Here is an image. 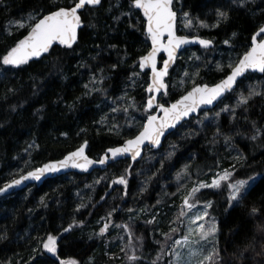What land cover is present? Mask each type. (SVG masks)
I'll use <instances>...</instances> for the list:
<instances>
[{"label": "trees", "instance_id": "obj_1", "mask_svg": "<svg viewBox=\"0 0 264 264\" xmlns=\"http://www.w3.org/2000/svg\"><path fill=\"white\" fill-rule=\"evenodd\" d=\"M73 4L74 0H0V56L29 31L13 25L14 22L27 23L38 10L46 13L56 5L69 7ZM130 4L131 0H103L100 5L87 6L80 13L83 27L73 49L55 46L50 54L20 68L0 66V187L29 169L63 157L85 140L89 142V154L99 157L107 148L138 133L136 127H124L117 134L100 126L103 117L100 99L114 95L125 77L134 71L140 75L132 94L139 103L141 114L147 113L144 103L148 97L149 73L133 66L149 51L150 41L141 13L130 8ZM175 9L181 13V20L182 12H189L194 22L215 21L217 9L228 11L230 19L211 28H185L182 25L180 28L179 25L181 34L200 33L212 38L216 45L212 49L194 47L185 50L170 73L171 80V74L184 68L187 55L194 50L204 55L205 61L197 83L217 82L230 69L223 65L224 71L218 70L210 56L220 49L242 55L250 46V38L257 27L264 24V0H248L244 7H239L233 0H176ZM225 40L230 44L226 45ZM93 76L98 80L103 77L102 91L86 94L88 89L84 86L90 87ZM248 79L260 80L264 75L248 74L242 83L239 82L238 89L228 94L217 107L235 108V120L232 114L224 111H220L218 117L215 115L213 121H204L202 115L194 117L172 133L162 149L148 148L145 156L149 155V160H143L145 156L136 162L125 159L104 171L69 173L48 179L40 187L32 185L1 199L0 236L6 235V239H0V264H59L56 257L40 248L38 238L47 234L59 235L73 221L82 224L63 234L60 259H76L79 264H153L164 249L162 233H169L172 225L165 223L160 228L157 221H148L164 197L167 212L176 213L175 206H181L182 197L166 198L164 184L185 165L189 166L194 183L209 181L224 168L235 172L233 181L257 178L246 191L245 198L239 204L232 202L231 207L228 206L226 187L201 189L196 196L199 203L212 202L208 212L218 224L219 264H264V255L257 254L264 244V234L256 230L258 222L264 224V136L250 139L255 134L253 123L264 130V97L256 96L246 108H236L237 93ZM183 91L172 87L162 100L169 103ZM206 112L210 117L215 109ZM217 128L232 139L225 143L221 136L213 142ZM170 140L175 146L174 155L153 163L152 159L161 155ZM153 165L154 172L142 190L140 171ZM129 166L131 175L127 176L125 195V186L112 181L123 175ZM81 191L85 193L84 197L79 196ZM81 204L85 207H80ZM140 205H145L152 213L137 220L136 233L131 237L127 234V251L113 247L109 241L113 234L98 235L105 218L119 221L128 208ZM253 207L260 209L261 214L251 216ZM129 240L137 247L138 261L128 259ZM250 244L255 250L249 248L241 259L239 253ZM37 248H40L39 252L34 251ZM156 264H168L165 249Z\"/></svg>", "mask_w": 264, "mask_h": 264}, {"label": "snow or ice", "instance_id": "obj_2", "mask_svg": "<svg viewBox=\"0 0 264 264\" xmlns=\"http://www.w3.org/2000/svg\"><path fill=\"white\" fill-rule=\"evenodd\" d=\"M248 0H233L239 7H244ZM101 4V0H74L73 6L62 7L56 5L54 8L49 9L46 13L42 10H38L35 15L29 17V22H17L18 28H28L27 35L18 40L14 46H11L6 50V53L0 56V66H13L20 68L23 65H28L34 59L44 57L46 54H50L54 50V46H63L65 49H73V46L77 44L79 39V30L83 26L80 10L86 6H97ZM130 8H134L142 11V15L145 21V34L148 40H150V50L146 54L142 55L137 64L133 67H139L141 70H150V83L146 87L149 98L146 103L145 111L152 110L154 107L159 109V112L155 114H148L146 117V123L141 125V130L138 134L132 138L125 139L124 142L117 147L109 148L103 157L99 160H93L86 154L85 149L88 147L87 140L77 148L76 151L69 153L63 160L57 162H50L44 164L42 167L29 171L25 175H21L19 179H13L5 187L0 188V193L6 192L9 188L18 186L29 179L40 180L46 173L58 172L61 169H67L69 167L78 168L87 171L93 164H105L109 160H117L119 157H127L130 155L131 160L135 162L138 157L141 156L144 145L148 142L149 147H158L161 143V138L165 135V132L169 129H174L186 117L191 116L193 113H197L202 106L212 105L214 102L224 96L226 92H231L234 89H238V79L243 77L249 70L259 71L264 73V24L259 25L254 34L250 38V46L236 61L229 63L226 67L230 69L226 73L225 77L220 80L219 83L209 86L208 84H196L193 81V86L190 91L182 95L175 103H171L169 106L160 104L156 101V96L168 94L169 85L166 83V78L169 76V70L176 63L178 58L177 53L182 46L198 43L205 48L212 45L213 41L208 39H202L199 36L189 37L187 35H177V11L174 8V0H131ZM127 15H131L128 13ZM218 21L214 27H219L220 22H227L229 12L221 9L216 10ZM185 28L193 27V17L189 12H182ZM201 27H207L203 21H199ZM11 34V33H9ZM233 37L236 33L233 32ZM224 43L230 44L229 40H225ZM161 53L166 54V58L161 56ZM198 59V58H197ZM115 67V65L113 66ZM218 70L224 71L225 66L218 65ZM139 72H133V77H138ZM184 77L191 79L187 71L184 72ZM199 75V71L195 73ZM93 85L89 88V85L84 87L88 89L86 94H91L92 91H102L95 88L96 84H103V77L97 80L93 76L90 80ZM183 85L184 80L178 82ZM242 83V81H241ZM11 91H15L12 89ZM155 94V95H153ZM256 96L264 97V91H257L256 86H251L247 95L243 91H239V98L236 103V108L245 107L249 104V101ZM134 107L133 105H131ZM118 108H113L112 111H119ZM39 112L40 109H37ZM127 111V107L124 109ZM221 111L229 112L232 114V119L235 120V108L226 105ZM162 113V115H160ZM220 113H216L218 117ZM207 118V116L205 117ZM104 122L102 118L101 123ZM199 122V121H198ZM131 126V125H130ZM255 134L250 136V139L257 140L260 136H264V130L257 128L255 123L252 125ZM119 125H114L110 131L119 133ZM81 131H85L82 129ZM66 135V134H65ZM223 137L225 143H228L232 137L226 135L217 128L216 135L213 137V142L217 137ZM34 144V142H33ZM33 145H29L32 147ZM175 147V146H173ZM174 153H168L171 157ZM163 167V163H161ZM188 165H185L184 170L177 174L179 180L188 171ZM235 165H233V169ZM131 175L130 166L125 169L123 175L118 176L112 181L113 184H119L125 186V195L127 194L126 188L128 184L127 176ZM234 171L224 170L222 174L215 176L210 182L200 181L196 186L192 187L189 193L183 198V204L181 205L180 212L176 218L178 225L183 224V218L189 217V213L192 215L189 217L187 225V234L183 235L180 239H173V234L179 231V227L171 228L169 233H162L165 240V246L170 247L171 251L167 252V255L174 256V264H219L220 253L216 247V234L218 232V225L215 223L214 218L209 221V212L207 209L212 207L211 201L203 203V210L198 209L199 200L196 196L201 189L212 188L220 189L226 187L228 189L227 199L229 201L228 206H232V202L239 204L244 198L246 190L249 188V181L255 182V177H249L248 180L237 179L233 181ZM43 204V198L41 199ZM80 207H85L81 204ZM194 209L197 211L193 212ZM260 213V209L253 207L250 211V215L255 217ZM111 216V213L109 214ZM148 223H155V220H150ZM82 222L73 221L67 228L63 229V232L59 235L47 234L46 237L38 238L40 248L48 253H51L58 259L59 264H79L76 259H60L59 251L60 245L64 242L62 239L64 233H70L74 227L80 226ZM195 225V227H193ZM110 224L108 218H105V223L100 229L98 235L103 236L109 229ZM127 230L129 237L133 235L129 224L118 225ZM257 232L264 234V224L259 222L256 224ZM199 237L195 242L190 240L193 235ZM211 238V239H210ZM0 239H6L5 236H0ZM141 245H142V238ZM172 240L171 245H167V241ZM202 242H212L213 247L205 254L201 248H193V243L199 245ZM40 248L34 249L39 252ZM188 249V260H184L182 256V249ZM253 248V245L246 246L240 253L239 257L244 258V253ZM128 259L130 261H138L140 257L137 256V247L129 240ZM121 251H127L122 248ZM164 254V249H161V253L157 255L156 261L159 260L160 255ZM258 255H264V244L261 245V251ZM202 257V258H200ZM35 259V257H33ZM153 261V264H156Z\"/></svg>", "mask_w": 264, "mask_h": 264}, {"label": "rangeland", "instance_id": "obj_3", "mask_svg": "<svg viewBox=\"0 0 264 264\" xmlns=\"http://www.w3.org/2000/svg\"><path fill=\"white\" fill-rule=\"evenodd\" d=\"M179 18L180 19H179L178 27H179V25H180V28H181V25L184 27L183 18L181 20V13L179 14ZM200 21H203L204 24L208 25L206 28H211V26H214L216 24V22L218 21V17L216 15L215 21H211L210 19H204V20H200ZM17 22H21V21H16L13 23V25H17ZM193 26L198 29L200 26L199 21H196V22L193 21ZM183 53H182L180 58L183 57ZM215 54L218 56L216 57ZM215 54H212L210 56V60L214 59L212 64L215 68H218L217 67L218 65H226L227 66L229 63H232V62L236 61L237 59H239V57L241 55L240 53H233L232 50H226V49L225 50L220 49ZM203 56L204 55H202L198 51L191 50L190 53L187 55L186 65L184 66V68L181 69L180 72H179V69H176V73L174 75L171 74L173 76L172 80L170 79V77H168L169 89L173 87V88L184 90L186 92L188 89H190L193 86V81L195 83H197L199 75L196 76L195 73L197 71H199V73H200L201 69H203L205 67V61H204ZM185 71H187L189 73L191 79L184 77L183 74ZM182 79L184 80V83H183V85H180L178 82ZM137 83H138V77H133L132 75L126 76L124 79V82L122 83V85H120L121 88L114 95H112L110 98L104 96L100 99V103L102 102V105H103V117L102 118H104V122L103 123L100 122L101 127H104L105 129L110 130L114 125H119L120 131L124 127H127V128L128 127H136L139 130H141V125L145 124L146 117L150 112L147 111L146 114L142 115L141 114L142 111H141V109H139V103H137L136 99L134 98V96L132 94V92L134 91V87L137 85ZM187 86H188V89H187ZM251 86H256L257 91H263L264 90V79L254 80V81L248 79L240 87L239 91H243L244 94L247 95L248 90ZM92 87H93V85L91 84L89 88H92ZM100 87H101V84L95 85V88H97V89H100ZM184 91H183V93H184ZM239 91L237 93L236 101L239 98ZM94 93L99 94V93H101V91L100 92L99 91H92L91 92V94H94ZM162 96L160 98L161 101H163ZM133 103L135 105L134 107L131 106V105H133ZM145 105H146V102L144 103V106ZM126 107H127V111H124V109ZM113 108H118L120 110L113 112L112 111ZM144 108H146V106ZM221 109L222 108L215 109L214 115H212L210 117L207 114V112L202 113L201 115L204 116L203 120L204 121L215 120L216 113L220 112ZM206 116H207V118H205ZM173 146L174 145L172 144V141L171 140L168 141L165 145L166 148L161 153V155H158L156 158L152 159V162L153 163H155L156 161L163 162V158H165V159L169 158L168 153H170V152L174 153L175 152V148ZM148 156L146 155L143 160H145V159L149 160ZM154 166L155 165L148 166L145 169H143L142 171H140V181H141V183H139V184H141L140 189L144 190L146 188V186L148 184V182H147L148 178L154 172V169H155ZM184 167L185 166H183L180 170H177L175 173H173L170 176V179L167 181V183L164 184V187H165V193L164 194H165L166 198L167 197L168 198L174 197L175 195H178L179 197L184 198L189 193L190 189L198 184V183L192 182V179L189 175V169L185 175H183L179 180L177 179V174L181 173L184 170ZM224 170H229V169L224 168V169L218 170L215 173V175L213 176V178L219 174H222ZM211 180L205 181V182H210ZM256 180H257V178H255V181ZM253 184H254V182L249 181V185H250L249 188ZM84 194L85 193L81 191L79 193V196L84 197ZM166 200H165V197L159 200L157 209L155 210L154 214L152 215L151 220L154 219L155 221H157L158 226L160 228H162L165 223H168V225H172L171 228L179 227V231L176 234H173V239H180L183 235L187 234V225L189 222V217L192 215V213H189V217L183 218V224L182 225H178L177 223H173L174 221H176V218L180 212L181 206L180 207L175 206V212L176 213L171 214L170 212H167V210L165 209V205H166L165 201ZM182 204H183V202H182ZM198 209L203 210V203L198 204ZM195 211H197V209L193 210V212H195ZM207 211H208V209H207ZM146 213L147 214L152 213L151 209L146 208L145 205H140L137 208H128L125 212H123L122 219H120L119 221H115L112 219H110L108 221L110 224V227L105 234H109V233L113 234V237H112L113 239L112 240L109 239V241L112 242L113 247H115L116 249H119V250H121L122 248H125V249L127 248V246H126L127 245L126 244L127 243V230L123 229L122 227H117V226L123 225V224H129L130 228L132 230V233L134 234V233H136L137 220L139 218L145 216ZM212 219H213V217L209 215L208 220L211 221ZM214 221L217 224V221L215 219H214ZM193 227H195V225H193ZM198 239H199V237L196 236L195 234L190 237V240L193 242H195ZM216 240H217V234H216ZM216 240H215V243H216ZM171 244H172V240H170V242L167 243V245H171ZM191 247L201 248L203 250V252L206 254L207 251L212 249L213 244H212V242H202L199 245L193 243L191 245ZM164 249L166 250V253L171 251V248L166 247L165 244H164ZM187 251H188V249H186V248L182 249V256L184 257V260L189 259V257L187 256ZM127 254H128V252H127ZM200 258H202V257H200ZM174 261H175V257L168 255V264H174Z\"/></svg>", "mask_w": 264, "mask_h": 264}, {"label": "water", "instance_id": "obj_4", "mask_svg": "<svg viewBox=\"0 0 264 264\" xmlns=\"http://www.w3.org/2000/svg\"><path fill=\"white\" fill-rule=\"evenodd\" d=\"M175 1H176V0H174V8H175ZM102 2H103V0H101V3H102ZM86 7H87V6H86ZM86 7H85V8H86ZM85 8H84V9H85ZM84 9H81V10H80V13H81ZM175 10H176V9H175ZM138 11H139V12L141 13V15H142V11H140V10H138ZM176 11H177V10H176ZM142 17H143V15H142ZM143 19H144V18H143ZM178 23H179V13H178V11H177V35H187V36H189V37L199 36V37L202 38V39H208V40H211V41H213V43H212V45H211L210 47H208V48H205V47H203L202 45H200V44H198V43H192V44H188V45H184V46H182L181 49H180V50L178 51V53H177L178 58H177V60H176V63H175L174 65H172V67H171L170 70H169V75H170L171 71L175 68V66H176V64H177V62H178V60H179V58L181 57L182 53H183L185 50H187V49H191V48H194V47H201V48H204V49H212V48H214L215 45H216L215 41H214L212 38H210V37H206V36L199 35V34H195V35L181 34V33L179 32ZM82 27H83V26H82ZM82 27H81V28H82ZM80 30H81V29H80ZM80 30H79V36H80ZM78 40H79V39H78ZM149 41H150V40H149ZM54 47H55V46H54ZM149 50H150V49H149ZM145 54H146V53H145ZM161 56L164 57V58H166V54H164V53H161ZM240 57H241V56H240ZM240 57H239V58H240ZM41 58H42V57H41ZM34 60H35V59H34ZM140 71H142V72H146V71H148V72H149V83H150V82H151V81H150V76H151L150 70H147V69H146V70H141V69H140ZM251 73H253V74H259V75H264V73H260L259 71L249 70L248 72H246V73L244 74L243 77H241V78L238 79L237 84L239 85V82H240L244 77H246L248 74H251ZM168 77H169V76H168ZM168 77L166 78V83L169 85V83H168ZM224 77H225V76H224ZM224 77H223V78H224ZM223 78H221V79H223ZM221 79H220V80H221ZM220 80H218L217 82H214V83H207V82H204V83H197V84H208L209 86H213L214 84L219 83ZM149 83H148V84H149ZM191 88H192V87H191ZM191 88L188 89L187 91H190ZM235 90H236V89H234L233 91H235ZM168 91H169V87H168ZM187 91L184 92L182 95L186 94ZM233 91H231V92H226V93L224 94L223 97H221L219 100H217L216 102H214L212 105H204V106H202L201 109H200L197 113H193L191 116L186 117V118H185L184 120H182L179 124H177L176 127H175L174 129H169L168 131H166V132H165V135L161 138V143H160V145H159L158 147H156V146L149 147L148 142H146L145 145H144L143 151H142V153H141V156L138 157L136 161H140V160H142V159L144 158V156H145V152H146V150H147L148 148H150V149H154V150H160V149H162L163 146H164V144H165V142H166V140H167V138H168L172 133H174V132H175L180 126H182L184 123L190 121V120H191L192 118H194V117H199L202 113H204V112H206V111L216 109V108L218 107V105L220 104V102H221L222 100H224L225 97H226L228 94L232 93ZM146 92H147V91H146ZM147 95H148V97H147V100H148L150 94L147 93ZM153 95H155V94H153ZM162 95H163L162 93H161L160 95H157V96H156V101H157L158 103H160V104H164L165 106H169L171 103H175V101L178 100V99L182 96V95L179 96L177 99H175V100H173V101H171V102H169V103H165V102H163V101L160 100V98H161ZM147 100H146V103H147ZM145 106H146V105H145ZM149 112H150L149 114H155V113L159 112V109L154 107L152 110H149ZM160 115H162V113H160ZM146 122H147V121H146ZM146 122H145V123H146ZM139 131H140V130H139ZM139 131H138V133H139ZM138 133H137V134H138ZM130 138H132V137H130ZM127 139H128V138H127ZM87 142H88V141H87ZM83 143H84V142H83ZM83 143H82V144H83ZM122 143H123V142H122ZM122 143H120V144H118V145H115V146H111V147H109V148L120 146ZM82 144H81V145H82ZM81 145H79L78 147L74 148L73 150L67 152L63 157L58 158V159L48 160V161L44 162L43 164H41V165L38 166V167H35V168H32V169H29V170H27L26 172L21 173L20 175H18L17 177H14L13 179H19L21 175H25V174H27V172H29V171H34L35 169L42 167L44 164H47V163H50V162H57V161L63 160V159L65 158V156H67L69 153H71V152H73V151H76L77 148H79ZM88 148H89V142H88V147L85 149V152H86V154L89 156V158H91V159H93V160H99V159H101V158L103 157V155L105 154V152L109 149V148H107V149L105 150V152H104L103 154H101L99 157H93V156H91V155L89 154V152H88ZM125 159H130V160H131L130 155L127 156V157H119V158H117V160H115V161H113V160H109V161H108L107 163H105V164H99V163L93 164L90 168H88L87 171H84V170H81V169H78V168H72V167H69V168H67V169H61V170L58 171V172L46 173V174H45L40 180H32V179H29V180H27V181H24V183L21 184V185L14 186V187H12V188H9L6 192H2V193H0V200L3 199V198H5V197H7V196L14 195V194H16V193H18V192H21V191L27 189L29 186H32V185H36L37 187H40V186H42V185L45 183V181L48 180V179H52V178H55V177H58V176H62V175H66V174H69V173L91 174V173H93V172H95V171H97V170L104 171V170H106L109 166H111L113 163H116V162H119V161H121V160H125ZM136 161H135V162H136ZM13 179H11V180H9L8 182H6V183H5L4 185H2L0 188L5 187V185H7L8 183H10Z\"/></svg>", "mask_w": 264, "mask_h": 264}]
</instances>
